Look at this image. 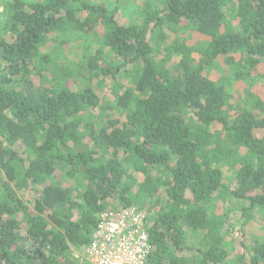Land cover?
I'll list each match as a JSON object with an SVG mask.
<instances>
[{
  "label": "trees",
  "instance_id": "trees-1",
  "mask_svg": "<svg viewBox=\"0 0 264 264\" xmlns=\"http://www.w3.org/2000/svg\"><path fill=\"white\" fill-rule=\"evenodd\" d=\"M153 2L162 9L148 4L141 26L121 25L117 10L85 0L7 5L0 37V264H89L73 250L91 243L100 215L117 204L144 208L161 187L166 199L149 222V263L228 264L223 231L230 219L219 209L230 198L248 201L244 221L264 208V102L234 111L224 86L204 76L222 56H242L245 72L234 70L237 80L264 64V0ZM227 5L235 10L229 20ZM99 26L106 31L101 45L120 61L87 58L88 80L95 68L114 84L133 71L131 88H111L116 107L90 82L75 90L57 73L49 84L34 80L53 64L44 52L49 43L68 31L95 34ZM176 29L211 41L180 46L168 40ZM226 167L235 171L233 183ZM132 168L142 169L143 182ZM60 169L72 186L49 183ZM153 169L162 176L154 179ZM243 258L264 264V244L250 254L245 248Z\"/></svg>",
  "mask_w": 264,
  "mask_h": 264
},
{
  "label": "rangeland",
  "instance_id": "rangeland-1",
  "mask_svg": "<svg viewBox=\"0 0 264 264\" xmlns=\"http://www.w3.org/2000/svg\"><path fill=\"white\" fill-rule=\"evenodd\" d=\"M12 0H0V37L6 36V23L8 20L7 5ZM27 2H37L42 0H23ZM91 4L99 7H105L110 10H117L118 21L124 26H141L146 22L145 10L148 4L154 3L158 8L162 9L160 4L157 5L153 0H85ZM228 20L235 16V10L232 5L225 7ZM232 25H237V22L232 19ZM184 25V23H182ZM106 33L105 28L102 26L97 27L95 34L85 35L82 33L67 32L58 42H51L44 49V52L51 58L53 64L47 67L44 76L34 75V80L37 83L49 84L52 82L54 75L66 76L64 81L69 83V86L75 90L83 89L89 84L94 87V90L99 94H109L110 104L117 105L116 97L111 92L112 86L117 94H123L127 89L132 87L130 74L133 72L129 69L127 79L121 76L118 83L114 84L111 80L104 78V74H100V70H93L92 74L94 79L88 80V75L91 71L88 68V59L101 55V61L108 63H118L120 58L112 52L108 47H103L102 36ZM168 40L170 42L178 41L180 46L188 48L206 47L211 41L210 38L201 36L190 29H176L168 31ZM197 49V48H196ZM191 58L195 63L201 59V53L194 52ZM242 56L228 55L220 57L217 62L210 68H206L204 76L216 81L219 85H223L227 94L228 104L232 106L234 111L243 109L247 103L254 99L264 102V64H261L257 70L253 72L250 79L237 80L234 78V70L245 72L243 69L244 62ZM100 74V75H99ZM113 94V95H112ZM252 99V100H251ZM120 115V114H118ZM264 117V113H262ZM17 152L23 157H26L24 149L19 145L16 147ZM134 176L143 182L146 175L141 171L142 169H130ZM148 173L154 178H160L162 174L157 170H148ZM224 177L227 181L232 182L235 180V171L231 168L223 169ZM49 183H60L64 186H72L73 179H67L65 172L61 169L57 171L53 179ZM165 188L161 187L159 193L154 199L146 201L144 208L149 216V222H153L157 212L165 205ZM248 201L230 198L225 208H220L219 212L228 214L230 224L223 231L225 242L230 253L228 264H244V250L252 252L256 244H264V208L254 209L251 212L250 218L242 221L243 210L249 207ZM136 206V205H134ZM116 205V208H120ZM138 207V206H137ZM115 207L113 209H116ZM140 208V207H139ZM242 223V225H241ZM194 241V240H193ZM75 254L76 250H73ZM188 254V253H187ZM193 255H196L193 252Z\"/></svg>",
  "mask_w": 264,
  "mask_h": 264
},
{
  "label": "built area",
  "instance_id": "built-area-1",
  "mask_svg": "<svg viewBox=\"0 0 264 264\" xmlns=\"http://www.w3.org/2000/svg\"><path fill=\"white\" fill-rule=\"evenodd\" d=\"M151 253L149 216L132 205L101 214L91 243L76 257L89 264H150Z\"/></svg>",
  "mask_w": 264,
  "mask_h": 264
}]
</instances>
